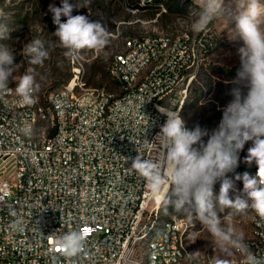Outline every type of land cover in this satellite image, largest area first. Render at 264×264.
<instances>
[{"label": "built area", "instance_id": "1", "mask_svg": "<svg viewBox=\"0 0 264 264\" xmlns=\"http://www.w3.org/2000/svg\"><path fill=\"white\" fill-rule=\"evenodd\" d=\"M184 43L140 94H132L125 77L133 76L149 50L162 46L140 41L131 44L130 59L113 58L114 75L122 76L123 85L118 108L107 105L106 87L75 100L76 78L64 95L34 92L31 105L2 100L0 94V264H135L143 230L160 212L162 197L130 168L131 160L149 157L152 145L146 141L166 120L155 99L179 111L187 97L181 90L195 79L196 63L208 59L202 38L195 56L181 62ZM183 65H190V73H183ZM161 90H169V97H161ZM42 107H49L46 122L33 116V109ZM8 110H23V117H8ZM256 222L260 237L252 246L264 260V226L258 216ZM187 229L189 223L176 217L171 233L156 242L152 264H181ZM70 231L85 233L84 250L71 257L56 243ZM168 255H176V262H168ZM199 257L214 264L210 254Z\"/></svg>", "mask_w": 264, "mask_h": 264}, {"label": "clouds", "instance_id": "2", "mask_svg": "<svg viewBox=\"0 0 264 264\" xmlns=\"http://www.w3.org/2000/svg\"><path fill=\"white\" fill-rule=\"evenodd\" d=\"M224 3L225 0H192L194 8L189 12L188 24L192 31L204 32L213 21L223 17L225 28L235 22V31H229L230 38L239 36L243 40L238 49L236 86L231 90L233 99L222 109L218 126L211 131L199 126L190 130L179 111L158 107L166 120L154 139L146 141L152 145L148 149L150 155H137L130 168L146 182L151 193L162 197L165 210L171 207L185 211L190 220L199 221L220 253L214 264H232L230 257L237 254L243 257L244 264H264L245 242L243 232L221 216L225 209L236 213L251 209L264 219V0H231L227 9ZM74 7L81 6L69 0H61L59 7L49 4L56 26L52 35L58 38L68 57L77 56L81 50L102 51L109 41L106 28L86 15H73ZM62 17L66 21L62 22ZM8 33L6 28L0 29V40L8 39ZM23 53L31 65L42 64L48 56L40 39L27 43ZM14 59L13 51L0 44V94L8 91L12 77L20 102L31 105L39 85L31 68L13 76L18 69ZM248 142L251 146L241 161L239 153ZM241 162L255 164V175L247 171L237 173ZM230 173H235L234 177ZM238 181L242 182V189L237 188ZM217 182L219 192L214 194ZM56 243L66 256H76L84 250L85 233L70 231L58 236Z\"/></svg>", "mask_w": 264, "mask_h": 264}, {"label": "rangeland", "instance_id": "3", "mask_svg": "<svg viewBox=\"0 0 264 264\" xmlns=\"http://www.w3.org/2000/svg\"><path fill=\"white\" fill-rule=\"evenodd\" d=\"M81 6L73 9V15L82 14L92 21H99L109 33V41L102 51L81 50L75 57L65 55V49L58 38L52 35L56 26L52 22L49 4L61 6V0H0V29L6 28L8 39L0 40L13 51L14 65L18 66L13 76L22 75L33 69L37 91L41 96L71 86L76 78V92L106 87L114 94L120 93L119 85L110 77L109 66L113 58L124 50L125 40L134 36L159 35L176 37L188 34L194 38H204L213 42L212 52L208 59L199 64L195 79L181 90L186 91V99L181 109V116L190 130L199 126L209 131L215 129L221 118L222 109L231 102V90L236 85V68L240 67L238 49L243 40L236 36L230 38L229 31H235V22L225 28L223 17L217 18L204 32H194L188 24L191 22L189 12L192 0H69ZM231 5L225 0L224 8ZM62 22L66 21L62 17ZM185 21L186 23H181ZM32 39H40L45 43L48 56L40 65L29 64V57L23 53L24 46ZM201 66V67H200ZM77 69V73L75 72ZM10 84L16 81L10 77ZM185 94V93H184ZM205 142L207 137L204 138ZM251 142L245 144L239 153L241 161L247 155ZM249 172L255 175V164L248 166L241 162L237 173ZM235 173H230L234 177ZM242 189V182H237ZM220 184L214 186V194H218ZM161 208V207H160ZM160 211V209H159ZM189 223L187 242L198 256L210 254L214 260L220 253L213 247V238L205 231L199 221L189 219L185 211H178ZM255 212L249 209L245 213H236L225 209L222 217L233 224L238 232H243L245 242L252 240L255 231ZM160 212L154 215L149 225L159 228L163 223ZM162 221V222H161ZM233 257V256H232ZM230 257V259L232 258Z\"/></svg>", "mask_w": 264, "mask_h": 264}, {"label": "bare ground", "instance_id": "4", "mask_svg": "<svg viewBox=\"0 0 264 264\" xmlns=\"http://www.w3.org/2000/svg\"><path fill=\"white\" fill-rule=\"evenodd\" d=\"M185 39L184 43V52L185 55H181V62H189V56H195V52L198 50L199 42H202V37L194 38L188 34H180L176 37L170 36H159V35H143V36H134L127 38L124 44V50L118 53L114 58L115 59H130V47L131 44H140V41L146 43L147 45H155L162 46L157 50H149L148 54L145 55V58L142 59L141 62L136 64L135 72H133V76L125 77V86L129 87L132 90V94H140L141 89H143L147 85V81L155 75L156 71L165 65V60L168 58L174 57V53L176 52V48L178 43ZM203 59H199L196 63V72L199 64H201ZM115 72V61L111 63L109 66V74L110 77H114V81L119 85L120 93L114 94L110 90L107 91V105H111V108H118V100L123 95V85H122V76L114 75ZM183 73H190V65H183ZM74 85V83H73ZM67 86L61 90L55 91V95H64L65 89H71L73 87ZM8 86H11V91H7L2 94V100H16L20 99L15 94L16 84H10L8 82ZM37 92V91H35ZM95 96V89H88L83 92H74L75 100H83L89 99V97ZM161 97H169V90H161ZM185 102V99L179 103V112L181 115V109ZM163 106V98L155 99V107ZM49 115V107H42L41 109H33V116L38 119L39 122H46L47 116ZM8 117H23V110H8ZM3 122V115H0V123ZM168 186L165 185V191ZM162 205L159 204V209ZM159 212H156V217ZM176 217L172 216L168 219L163 220V223L159 228H156L153 225H148L143 230V235L140 238V246H141V255L135 261V264H152L155 261V251L156 242L164 239V233H171V226L176 225ZM257 215H255V231L254 236L251 241L247 242L250 249L254 254L259 257V252H255V244L258 237H260V228L258 223L256 222ZM178 221L182 223H188L182 217H178ZM261 224L264 226V219H261ZM188 230V229H187ZM186 230V233H187ZM187 235V234H186ZM232 264H244V259L239 254L234 255L231 258ZM168 262H176V255H168ZM181 264H209V258L199 257L189 245L184 246L183 252V262Z\"/></svg>", "mask_w": 264, "mask_h": 264}, {"label": "trees", "instance_id": "5", "mask_svg": "<svg viewBox=\"0 0 264 264\" xmlns=\"http://www.w3.org/2000/svg\"><path fill=\"white\" fill-rule=\"evenodd\" d=\"M213 42H209L208 40H207V44H208V54L209 53H211L212 52V44ZM120 53V52H119ZM209 56V55H208ZM206 59H203L202 60V64H203V62L205 61ZM201 64V65H202ZM201 67V66H200ZM239 69V67H237L236 68V73H237V70ZM36 91H37V89H36ZM38 92V91H37ZM160 217H161V219H162V221L163 220H165V219H168V218H170V217H172V216H178V217H182L181 216V214L178 212V211H174L171 207H169V208H167V210H165V208H164V206L163 205H161V208H160ZM182 218H184V217H182ZM161 221V222H162Z\"/></svg>", "mask_w": 264, "mask_h": 264}]
</instances>
